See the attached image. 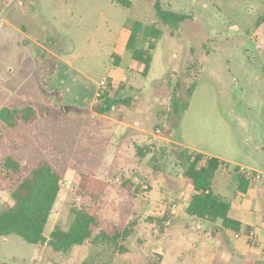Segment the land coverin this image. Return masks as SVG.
<instances>
[{
    "label": "rangeland",
    "instance_id": "374dc122",
    "mask_svg": "<svg viewBox=\"0 0 264 264\" xmlns=\"http://www.w3.org/2000/svg\"><path fill=\"white\" fill-rule=\"evenodd\" d=\"M129 1L0 0V109L37 112L29 126L0 121V207L44 161L61 178L47 239L69 228L72 208L98 219L94 235L130 232L67 253L0 237V264H264L255 236L248 244L185 213L193 190L181 156L224 161L213 184L229 202L238 195L230 171L249 173L250 189H261L248 217L264 229V0H160L188 17L177 29L160 25L146 0ZM137 21L162 30L146 76L126 48ZM119 87L131 105L99 114V94ZM8 156L21 166L11 179Z\"/></svg>",
    "mask_w": 264,
    "mask_h": 264
},
{
    "label": "trees",
    "instance_id": "16d2710c",
    "mask_svg": "<svg viewBox=\"0 0 264 264\" xmlns=\"http://www.w3.org/2000/svg\"><path fill=\"white\" fill-rule=\"evenodd\" d=\"M124 8H130L129 0H114ZM152 5L155 16L160 25L177 29L185 20V15L162 8L160 0H146ZM162 30L156 24L134 22L131 26L126 43L127 50L131 51V62L143 66L142 75L146 76L152 61L151 51L160 40ZM196 85L192 84L188 90L191 96ZM121 87L116 90H106L97 97L99 105L97 112L107 114L115 106H130L131 99L119 97ZM122 90V89H121ZM175 98V97H174ZM177 100L173 99L176 106ZM177 108V106H176ZM37 119V112L31 107L15 108L3 107L0 109V121L10 129L19 123L31 125ZM186 160L183 171V183L193 188V194L185 208L191 218L207 220L212 224L220 222L221 231L245 238L251 243V228L243 226L241 222L229 216L231 204L213 191L212 180L218 170L226 166L224 161L215 157H205L193 151H181ZM205 161L203 166L199 164ZM3 168L7 178L20 173V164L11 156L4 159ZM237 180V192L245 196L252 183L250 176L235 167L232 170ZM60 175L47 162L41 161L33 167L27 176L17 180L11 188V207H0V237L17 236L25 243L36 246H48L57 253H67L74 247L83 246L87 242L94 244L109 243L115 245L130 234L128 230L122 232L100 231L93 234V229L99 227L98 219L89 212L72 208V222L67 230L60 226L50 233L47 239L45 232L51 211L60 193ZM216 231V230H215ZM7 264V263H4Z\"/></svg>",
    "mask_w": 264,
    "mask_h": 264
},
{
    "label": "crops",
    "instance_id": "0c3cea01",
    "mask_svg": "<svg viewBox=\"0 0 264 264\" xmlns=\"http://www.w3.org/2000/svg\"><path fill=\"white\" fill-rule=\"evenodd\" d=\"M206 157V156H205ZM219 171H222V169L218 170L217 172ZM223 171H226L225 169H223ZM228 172V171H226ZM232 173V171H230ZM237 182V180H236ZM253 184L251 183L250 187H249V190L247 192V194L245 196H240L239 194L238 195H235L236 196V203L235 202H230L231 204V209L229 211V216H230V212L231 210L234 211V217L235 218H231L232 219H235L239 222L242 223L243 226H248L251 228V232H250V238L252 236H255V240H257L258 242H260V244L262 243L264 245V229L263 227H260V225H257L256 222H255V218L251 219L248 217L249 214H252L250 213V211L248 210V206L250 204H254V197L256 195L255 191L256 189H261V187L257 188L256 189H250L251 186ZM187 187H190L192 190V186L190 185H186ZM212 188H213V191L218 194L219 196H221L222 198L228 200L227 198H225L226 196L224 195V193L226 194L227 193V190L225 191H222L223 189H219V188H215L214 184H213V180H212ZM236 188H237V184H236ZM223 192V194H222ZM238 193V192H237ZM193 194V193H192ZM192 196V195H191ZM191 196L189 197V200L191 198ZM182 198V197H181ZM189 200L186 202V205H185V208L189 202ZM229 201V200H228ZM185 211V209H184ZM173 213H175L174 211H172ZM186 213V212H185ZM255 215V214H254ZM252 220H254V222L252 223ZM261 225H264V223L261 222Z\"/></svg>",
    "mask_w": 264,
    "mask_h": 264
},
{
    "label": "built area",
    "instance_id": "2783aa9c",
    "mask_svg": "<svg viewBox=\"0 0 264 264\" xmlns=\"http://www.w3.org/2000/svg\"><path fill=\"white\" fill-rule=\"evenodd\" d=\"M244 173V172H243ZM247 175L249 176V173H247Z\"/></svg>",
    "mask_w": 264,
    "mask_h": 264
}]
</instances>
